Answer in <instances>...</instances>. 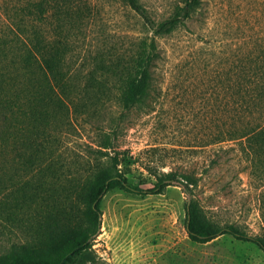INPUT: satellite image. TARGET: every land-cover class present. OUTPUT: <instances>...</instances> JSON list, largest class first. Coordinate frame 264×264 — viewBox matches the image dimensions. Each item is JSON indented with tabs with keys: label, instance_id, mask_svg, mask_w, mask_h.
Returning <instances> with one entry per match:
<instances>
[{
	"label": "rangeland",
	"instance_id": "1",
	"mask_svg": "<svg viewBox=\"0 0 264 264\" xmlns=\"http://www.w3.org/2000/svg\"><path fill=\"white\" fill-rule=\"evenodd\" d=\"M37 1L0 0V78L5 59L13 55L4 43L14 37L12 19ZM93 1L97 16L80 32L69 56L73 84H86L96 69L98 52L129 54L140 37L152 34L122 0ZM140 1L156 21L168 18L182 2ZM203 2L192 19L157 39L161 58L146 103L122 113L114 85L101 97L104 105L99 111L79 101L77 112L61 114L48 132L51 159L24 164L15 150L8 161L0 160V205L12 211L11 218L0 217V254L30 240L28 230L39 218L52 213L58 220L75 216L71 225L77 224L81 212L72 208L74 198L63 207L57 206V198L107 160L98 159L96 150L108 132L113 141L110 153L120 154V168L133 184L152 188L163 172L174 170L194 175L198 186L189 192L170 185L162 193L149 194L128 193L121 187L110 190L101 203L102 227L77 264H264V251L256 245L231 236L196 243L187 230V206L194 199L214 223L234 224L264 238V153L255 154L245 141H215L222 123L219 101L226 70L241 50L264 45V0ZM229 115L232 119V112ZM50 163L57 169L56 177L45 171ZM36 193L47 194L51 206Z\"/></svg>",
	"mask_w": 264,
	"mask_h": 264
},
{
	"label": "trees",
	"instance_id": "2",
	"mask_svg": "<svg viewBox=\"0 0 264 264\" xmlns=\"http://www.w3.org/2000/svg\"><path fill=\"white\" fill-rule=\"evenodd\" d=\"M122 1L141 16L152 34L140 37L129 54L102 55L98 52L96 69L84 85L73 84L69 78V56L74 52L80 32L87 30L97 16L95 2L39 0L17 11L19 16L10 24L14 37L4 42L9 44L13 55L10 59L5 57V70L0 78V160L8 161L15 150L24 164H43L51 159L47 153L48 132L58 125L61 114L70 113L71 109L77 112L79 101L82 107L99 111L104 105L101 97L107 96L114 85L118 86L117 98L122 113L146 103L153 88L154 69L161 58L157 39L192 19L204 3L203 0H182L168 18L156 21L140 0ZM23 14L26 16H21ZM217 79L219 81V77ZM221 88L223 97L219 108L223 116L215 141H245L255 154L264 153L262 43L256 48L241 50L235 56L233 65L224 74ZM90 95L94 101L86 99ZM110 149H113V141L106 132L96 152L100 155L98 159L107 157V160H99L85 180L67 186L57 198L56 204L60 207L74 198L72 208L77 206L81 212L77 224L71 225L75 216L58 220L59 217L55 218L52 213L47 218H39L37 225L28 230L32 238L12 244L0 254V264H77L92 248L102 227L104 195L116 187L128 193L149 194L162 193L170 185L183 186L189 192L198 186L194 175L171 170L163 172L154 187L142 188L130 181L120 168L123 162L120 154L110 153ZM45 171L56 177L53 163L47 165ZM42 191L48 190L42 188ZM41 196V202L47 201L44 204L50 207L47 194ZM5 206L0 205V217L11 218L12 211ZM186 221L193 242L208 243L220 236H231L264 251L263 237L251 236L234 224L214 223L194 199L187 206Z\"/></svg>",
	"mask_w": 264,
	"mask_h": 264
}]
</instances>
